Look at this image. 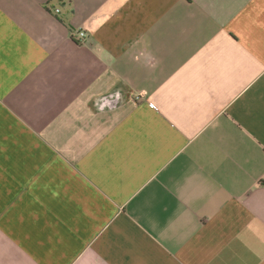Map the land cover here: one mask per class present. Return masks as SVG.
I'll return each mask as SVG.
<instances>
[{
	"label": "crops",
	"instance_id": "obj_1",
	"mask_svg": "<svg viewBox=\"0 0 264 264\" xmlns=\"http://www.w3.org/2000/svg\"><path fill=\"white\" fill-rule=\"evenodd\" d=\"M0 264H264V0H0Z\"/></svg>",
	"mask_w": 264,
	"mask_h": 264
},
{
	"label": "built area",
	"instance_id": "obj_2",
	"mask_svg": "<svg viewBox=\"0 0 264 264\" xmlns=\"http://www.w3.org/2000/svg\"><path fill=\"white\" fill-rule=\"evenodd\" d=\"M87 37L86 33L85 32H79V40H85Z\"/></svg>",
	"mask_w": 264,
	"mask_h": 264
}]
</instances>
